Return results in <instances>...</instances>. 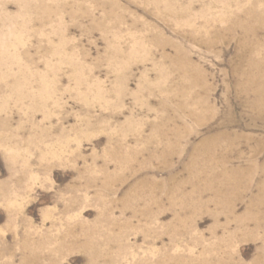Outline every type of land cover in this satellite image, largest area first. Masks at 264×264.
<instances>
[{
	"label": "rangeland",
	"instance_id": "374dc122",
	"mask_svg": "<svg viewBox=\"0 0 264 264\" xmlns=\"http://www.w3.org/2000/svg\"><path fill=\"white\" fill-rule=\"evenodd\" d=\"M0 264H264V0H0Z\"/></svg>",
	"mask_w": 264,
	"mask_h": 264
}]
</instances>
